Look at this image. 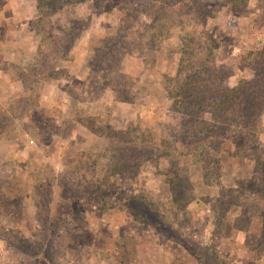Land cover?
<instances>
[{
  "label": "rangeland",
  "instance_id": "1",
  "mask_svg": "<svg viewBox=\"0 0 264 264\" xmlns=\"http://www.w3.org/2000/svg\"><path fill=\"white\" fill-rule=\"evenodd\" d=\"M206 1L131 30L94 0H0V264H264V113L216 148L221 117L176 102L202 59L258 79L264 0Z\"/></svg>",
  "mask_w": 264,
  "mask_h": 264
},
{
  "label": "trees",
  "instance_id": "2",
  "mask_svg": "<svg viewBox=\"0 0 264 264\" xmlns=\"http://www.w3.org/2000/svg\"><path fill=\"white\" fill-rule=\"evenodd\" d=\"M94 1L96 5H99V10L103 12L110 13L111 10L117 9L123 13L125 19L122 28L131 30L136 24H139L138 27L141 28L140 18L142 16L151 17L153 22H158L162 21L161 19L163 18L169 17L171 14H182V10H186L187 14L195 16L200 14L201 23H205L207 15H212L209 11L210 4L206 0ZM224 1L232 7H236L247 0ZM150 7H152L151 10H148ZM41 8L40 2L38 9L42 10ZM164 27L166 29V25ZM118 43V45H123V40H120ZM212 43L214 46V41ZM124 49L127 50L126 47ZM201 61H206L205 67L203 70L193 73L188 76V79H185L183 85L177 90L178 96L176 99L177 107L186 112L187 122L192 121L190 118L191 114L195 116L197 112L205 113L210 110H213L211 112L213 116L215 112V116L221 117L219 122L215 120V124H209L213 127L208 132L207 137H198L196 135L197 139H199L198 141H200V144L203 143L217 148L222 145V142L228 140L233 135L235 139H240V136H242L253 142V144H256L257 139L254 133L256 122L261 114L264 113V73L262 75V72H264V50L261 52L259 58L256 59V62H258L256 65V72L259 73L258 79L253 82L242 81L237 88L226 86L225 80L216 77L218 65L214 64L213 61L209 60V58L208 60L202 59ZM260 61L261 63H259ZM222 81H224L223 84ZM229 119L230 123L227 125L226 122ZM238 155L240 154L238 153Z\"/></svg>",
  "mask_w": 264,
  "mask_h": 264
},
{
  "label": "crops",
  "instance_id": "3",
  "mask_svg": "<svg viewBox=\"0 0 264 264\" xmlns=\"http://www.w3.org/2000/svg\"><path fill=\"white\" fill-rule=\"evenodd\" d=\"M8 6H9V5H5V7H4V11H5V12L8 10Z\"/></svg>",
  "mask_w": 264,
  "mask_h": 264
}]
</instances>
